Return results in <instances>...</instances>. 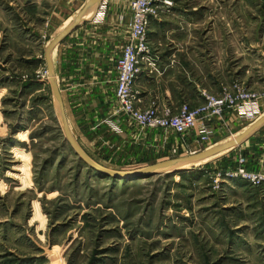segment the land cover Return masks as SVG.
I'll use <instances>...</instances> for the list:
<instances>
[{
	"label": "rangeland",
	"instance_id": "374dc122",
	"mask_svg": "<svg viewBox=\"0 0 264 264\" xmlns=\"http://www.w3.org/2000/svg\"><path fill=\"white\" fill-rule=\"evenodd\" d=\"M86 2L0 0V264H264V124L227 150L153 175H105L74 152L59 121L45 49ZM153 4L156 22L133 89L155 100L140 108L176 114L206 95L242 88L260 96L261 115L253 121L260 119L264 0ZM65 37L50 57L70 132L89 157L126 172L191 155L192 145L171 152L174 135L162 147L117 131L114 93L105 106L85 102L74 87L79 66L65 51ZM253 121L231 116L233 130L200 151Z\"/></svg>",
	"mask_w": 264,
	"mask_h": 264
},
{
	"label": "built area",
	"instance_id": "2783aa9c",
	"mask_svg": "<svg viewBox=\"0 0 264 264\" xmlns=\"http://www.w3.org/2000/svg\"><path fill=\"white\" fill-rule=\"evenodd\" d=\"M154 0H129L131 12L126 26V43L115 61L116 79L112 114L117 117V131L130 130L135 139L152 136L153 143L162 147L169 144V137H177L175 153L181 148L185 153L200 151L201 145L212 143L221 137L220 130L230 132L236 125L229 122L236 116L241 122H252L261 115V101L257 94L242 88L206 95L202 103L190 107L184 104L178 113L171 114L165 109H142L135 105L137 92L133 83L139 72V59L147 50V29L150 19L156 16ZM104 7L99 16L102 17ZM122 126V128H121ZM154 133V134H153ZM158 133V134H157ZM219 133V134H218ZM213 145H210V148Z\"/></svg>",
	"mask_w": 264,
	"mask_h": 264
},
{
	"label": "crops",
	"instance_id": "0c3cea01",
	"mask_svg": "<svg viewBox=\"0 0 264 264\" xmlns=\"http://www.w3.org/2000/svg\"><path fill=\"white\" fill-rule=\"evenodd\" d=\"M128 2L129 0L97 1L65 37V39L68 38L67 47H70L68 50L65 48V51L72 53L73 56L71 58L79 66L78 72L80 75H78V79L80 81L74 87L77 90L81 89L84 91L85 102L89 101L93 105L105 106L108 100L111 97L113 98L116 72L115 63L111 59H115V56L120 53L124 40V27L130 17ZM102 7H104L103 16L98 17ZM155 22V20L150 19L147 36L152 30L150 26ZM137 81L138 78L135 80V85ZM148 100L154 101L155 96H151L150 91H142L138 95L135 105L145 107ZM159 106L162 105L159 104ZM101 109L100 107V114L102 113ZM103 113L105 116V110ZM259 128L251 133L248 138L252 137V134L259 132ZM95 129V126L88 127L89 132ZM218 132L224 133L225 131L220 130ZM150 138H152L151 135L145 139L149 141Z\"/></svg>",
	"mask_w": 264,
	"mask_h": 264
},
{
	"label": "water",
	"instance_id": "95a60500",
	"mask_svg": "<svg viewBox=\"0 0 264 264\" xmlns=\"http://www.w3.org/2000/svg\"><path fill=\"white\" fill-rule=\"evenodd\" d=\"M99 0H87L86 4L83 6V8L80 10V12L76 15V17L73 19V21L62 31L60 32L55 38L51 40V42L47 45L45 49V59L47 64V72H48V81L51 86L52 95L54 98V101L56 102L57 109H58V117L59 121L61 123V128L64 132V135L66 137V140L71 145L74 152L78 155L80 160H82L84 163H86L89 167H91L94 170H97L98 172L109 175L112 177L117 178H125V177H132L135 175L140 174H146V175H153L156 173H160L162 171H167L169 169H172L180 164L187 163V162H195L200 161L203 159H206L208 157H211L213 155H216L224 150H227L231 148L232 146L241 143L247 136H249L251 133H253L257 128H259L262 124H264V115L256 120L253 124H251L247 129H245L240 135L225 141L217 146L204 149L203 151H200L195 154H191L184 157H176L168 160H162L159 162H156L154 164L148 165L146 167H141L133 171H115L108 169L106 167H103L101 164L93 160L89 155L80 147V145L77 143L73 135L71 134L68 124L66 115L64 112L62 99L59 93V89L57 87L56 78L54 74V69L50 57L51 50L53 47L58 44L84 17L88 9L94 5Z\"/></svg>",
	"mask_w": 264,
	"mask_h": 264
},
{
	"label": "bare ground",
	"instance_id": "6f19581e",
	"mask_svg": "<svg viewBox=\"0 0 264 264\" xmlns=\"http://www.w3.org/2000/svg\"><path fill=\"white\" fill-rule=\"evenodd\" d=\"M56 83H57V80H56ZM57 87H58V83H57ZM58 89H59V87H58ZM61 97H62V96H61ZM254 122H255V121H253V123H254ZM253 123H252V124H253ZM67 124H68V122H67ZM249 126H250V125H249ZM249 126H248V127H249ZM68 127H69V126H68ZM69 130H70V129H69ZM243 131H244V130H243ZM243 131H242V132H243ZM242 132H241V133H242ZM241 133H240V134H241ZM240 134H239V135H240ZM220 144H221V143H220ZM217 145H219V144H217ZM217 145H214V146H217ZM214 146H212V147H214ZM210 148H211V147H210Z\"/></svg>",
	"mask_w": 264,
	"mask_h": 264
}]
</instances>
